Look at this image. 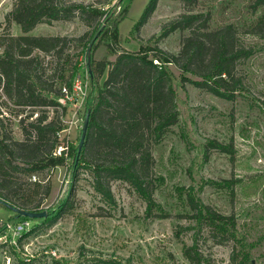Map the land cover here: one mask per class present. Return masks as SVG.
Instances as JSON below:
<instances>
[{"label": "rangeland", "instance_id": "1", "mask_svg": "<svg viewBox=\"0 0 264 264\" xmlns=\"http://www.w3.org/2000/svg\"><path fill=\"white\" fill-rule=\"evenodd\" d=\"M14 1L0 0V68L10 35L62 36L75 41L69 42L63 54L57 50L51 56L36 50L29 59L28 66L33 63L39 68L37 75L34 74L36 80L40 78L53 92L32 88L31 94L38 105L26 103L31 81L22 82L25 87L19 88L17 81L6 80L0 69V178L9 175L14 182L3 192L9 194L8 198L0 197V200L16 206L28 201L29 208L47 211L48 216H53L68 196L69 202L54 224L31 222L28 235L20 241L17 238L16 244L3 243L0 264H192L184 248L193 246L196 236L197 248L205 259L201 264H234L233 241L219 243L209 228L195 229L196 221L187 199L191 189L204 205L225 216L236 217L238 233L254 246L251 264H264V26H259L264 19V8L256 5L257 0H194L192 3L160 0L140 31L135 26L150 0H68L107 12L108 18L100 19L106 27H110L111 21L120 20L117 53L113 55L108 49L111 42L108 36L99 42L94 53L97 61L109 64L100 79L102 87L112 65L126 52L145 55L143 48L158 46L179 55L182 41L190 31L177 30L166 38L161 36L166 25L184 14L207 16L212 31L232 26L235 45L252 50V55L235 67L234 75L242 80V85L233 101L196 87L191 81L200 78L169 64L172 85L178 93L179 122L166 131L160 143H155L154 136H145V145L152 156L148 175L159 206L156 217L148 216L147 203L125 181L110 182L114 202H107L94 189L93 168L84 165L74 176L70 156L64 166L28 171L27 153L15 143L35 142V126L40 118H44L43 125L54 122L62 128L44 140L49 145L57 142L56 153L60 147L79 146L93 93L87 70L82 68L78 75L87 84L84 96L72 93L62 99L55 94L65 86L60 69L66 60L67 79L74 64L79 62L84 67L83 46L95 25L89 26L77 17L52 25L40 24L25 34L19 25H9L6 21ZM127 7L128 14L120 19ZM148 59H153L152 53ZM121 86L122 83L114 88ZM46 97L58 105H41ZM118 106L119 103L111 102L102 107L103 121L126 125L117 112ZM213 142L229 146L231 153L215 148L207 152L208 144L211 146ZM100 151L88 158L94 165L109 159ZM14 214L0 203V228Z\"/></svg>", "mask_w": 264, "mask_h": 264}, {"label": "trees", "instance_id": "2", "mask_svg": "<svg viewBox=\"0 0 264 264\" xmlns=\"http://www.w3.org/2000/svg\"><path fill=\"white\" fill-rule=\"evenodd\" d=\"M160 0H150L145 11L137 22L135 29L140 31L145 26L157 9ZM184 3H192L194 0H181ZM256 5L264 8V0H257ZM128 14V7L124 10L120 19H124ZM79 17L85 20L88 25H95L94 31L89 40L84 44L83 51L85 56L84 67L77 62L72 66L69 78H66L67 63L65 61L60 69V78L65 82V86L56 93V97L66 96L63 89L66 88L70 94L74 91V82L78 78L82 68L87 70L89 80L92 85L93 93L89 99L87 109H91L90 124L85 140V144L78 157V148L70 147L72 158L71 169L74 176L84 165L93 168L94 189L107 202H114V195L110 186L113 180H121L129 183L136 192L147 203V214L156 217L159 214L157 202L152 190V181L148 175V169L152 160L151 152L145 145V136L148 134L155 137V143H160L166 131L179 122L180 110L178 104V93L172 85V74L168 70L169 64L179 67L184 73H192L200 80L191 81L196 87L206 89L217 97L235 100L241 91L242 80L237 79L234 70L238 62L252 55V50L238 48L234 42L233 27L228 26L216 31L210 30L208 17L202 14H184L179 19L174 20L163 28L162 38H166L171 33L180 31H190V35L182 41L179 55H173L163 51L158 46L143 48L146 54L124 53L116 63L112 65L104 86L100 85V79L104 76L108 63L97 61L94 53L100 41L109 37L110 44L108 49L113 55L117 52L120 41L118 24L120 20L111 21L110 27H106L100 38L96 41L92 51V74L88 72L87 50L96 33L101 28L100 19L108 18L107 12L93 6H85L75 1L68 0H15L12 12L7 16L6 21L9 25L16 23L25 34L33 31L40 24L52 25L54 22L71 21ZM95 24H94V22ZM264 26V19L259 26ZM70 40L62 36H20L9 37V48L1 64V74L6 80L17 81L18 87L24 88L22 82L31 81L27 104L38 105L32 88L40 87L47 93H53L42 84V80L34 76L37 75L38 67L31 62L33 53L38 50L53 55L58 50L63 54L68 49ZM17 51L18 58L14 56ZM149 51V52H147ZM149 53L153 59L149 60ZM154 60L157 63H154ZM39 81V82H38ZM41 83V84H39ZM120 88H114L119 84ZM42 99L41 105H58L55 100ZM67 99V98H66ZM111 102L119 103L117 112L120 117L127 122L126 125L117 126L114 122L106 123L100 117L102 107L111 105ZM124 103L121 104V103ZM123 105V106H122ZM44 118H40L35 126L37 140L35 142H16L15 145L27 153L29 170L31 173L51 167L64 166L68 161L65 152L61 156H55L57 142H44L50 133L57 134L62 128L54 122L44 124ZM81 137L79 139V142ZM58 141V140H57ZM214 145V146H213ZM208 151L211 148L219 149L223 152L231 153L229 146H222L213 142L208 144ZM4 150V147H1ZM104 151L109 159L103 163L93 164L88 160L89 157L97 152ZM11 176L0 178V197L8 198V193L4 195L10 186L14 185ZM40 187V184H36ZM188 202L193 211L196 221V230L209 228L215 239L219 243L233 241L235 250L232 261L234 264H251V254L253 245L247 239L242 238L237 231V220L235 216H225L211 206L204 205L199 201L191 189L188 194ZM3 201V200H0ZM69 202V196L59 206L53 216L42 219H29L19 217L14 214L10 222H40L52 225L63 213ZM10 204V203H9ZM16 208L39 212V209L29 208V202L16 206ZM37 227V225H36ZM37 229V228H35ZM34 229V230H35ZM28 233L23 235L26 236ZM5 235L4 226L0 228V237ZM20 241V239H19ZM198 238L195 237L193 246H186L184 254L192 264H201L204 257L198 248Z\"/></svg>", "mask_w": 264, "mask_h": 264}, {"label": "water", "instance_id": "3", "mask_svg": "<svg viewBox=\"0 0 264 264\" xmlns=\"http://www.w3.org/2000/svg\"><path fill=\"white\" fill-rule=\"evenodd\" d=\"M106 24H102L101 28L99 29V31L96 33L95 37L93 38V40L91 41L89 48L87 50V65H88V72L90 74H92V51H93V47L94 44L96 43V41L100 38L101 34L103 33V31L105 30ZM90 117H91V109H89L87 111L85 120H84V124L82 127V134H81V140L78 146V157L80 156L81 150L85 144V140L87 137V133H88V129H89V124H90ZM1 204H3V206L5 208H7L8 210L14 212L15 214H17L19 217H26L29 219H42V218H47L48 217V212L47 211H42V212H30V211H25L19 208H16L12 205H10L7 202L4 201H0Z\"/></svg>", "mask_w": 264, "mask_h": 264}, {"label": "built area", "instance_id": "4", "mask_svg": "<svg viewBox=\"0 0 264 264\" xmlns=\"http://www.w3.org/2000/svg\"><path fill=\"white\" fill-rule=\"evenodd\" d=\"M85 86H87V84L83 83L81 81V78L78 77L74 82L73 93H76L78 95L81 94L84 96L85 95V93H84V87ZM63 93L65 94L66 98H69L70 96H72V94H70L66 88L63 89ZM68 151H69L68 146L67 147H60L57 150V153L55 152L54 155L55 156H57V155L61 156L62 153L65 152V156L68 157V155H69ZM3 226L5 229V235L0 237V246L6 242H10V243L13 242L14 244H16L15 240L17 238H18V240L21 239L25 233H28L30 231L31 222L25 221V222H18L15 224L8 222V223L3 224Z\"/></svg>", "mask_w": 264, "mask_h": 264}]
</instances>
